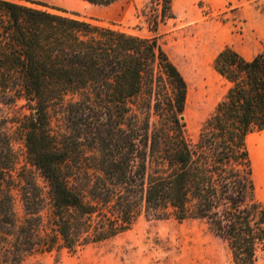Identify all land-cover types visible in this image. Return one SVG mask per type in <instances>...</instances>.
I'll use <instances>...</instances> for the list:
<instances>
[{
	"label": "trees",
	"instance_id": "trees-1",
	"mask_svg": "<svg viewBox=\"0 0 264 264\" xmlns=\"http://www.w3.org/2000/svg\"><path fill=\"white\" fill-rule=\"evenodd\" d=\"M163 1L153 33L175 18ZM213 69L227 92L192 139L188 84L157 37L0 0V105L12 114L0 120V264L75 254L142 216L204 222L231 264H259L264 201L248 139L264 131V50L226 47Z\"/></svg>",
	"mask_w": 264,
	"mask_h": 264
},
{
	"label": "rangeland",
	"instance_id": "rangeland-1",
	"mask_svg": "<svg viewBox=\"0 0 264 264\" xmlns=\"http://www.w3.org/2000/svg\"><path fill=\"white\" fill-rule=\"evenodd\" d=\"M23 1V0H13ZM98 19L128 34L152 38L167 52L188 84L186 122L195 139L202 124L225 96L227 85L214 71L213 60L226 47L247 59L264 50V0H173L174 19L150 30L149 19L163 0H119L109 7L81 0H33ZM0 105V120L11 117ZM256 132L248 139L256 196L264 201V148ZM16 149L23 153L21 144ZM28 264H231L227 246L204 222L151 220L140 217L127 232L88 246L75 254L66 250L32 256ZM259 264H264L262 257Z\"/></svg>",
	"mask_w": 264,
	"mask_h": 264
},
{
	"label": "bare ground",
	"instance_id": "bare-ground-1",
	"mask_svg": "<svg viewBox=\"0 0 264 264\" xmlns=\"http://www.w3.org/2000/svg\"><path fill=\"white\" fill-rule=\"evenodd\" d=\"M260 141H261V147L264 148V135L263 136H259Z\"/></svg>",
	"mask_w": 264,
	"mask_h": 264
}]
</instances>
